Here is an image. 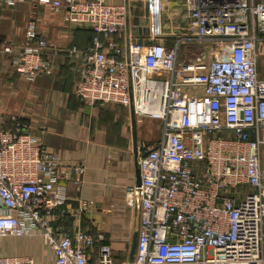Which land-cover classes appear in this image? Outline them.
<instances>
[{
  "label": "built area",
  "instance_id": "2783aa9c",
  "mask_svg": "<svg viewBox=\"0 0 264 264\" xmlns=\"http://www.w3.org/2000/svg\"><path fill=\"white\" fill-rule=\"evenodd\" d=\"M137 1L0 0V11L29 2L65 28H90L92 45L71 46L64 56L74 97L161 123L160 138L137 156L138 182L123 188L124 204L139 217L133 258L120 264H264V78L257 68L264 0H179L187 25H177L172 46L156 37L162 0H142L139 15ZM135 20L146 36L135 34ZM182 41L205 48L180 58ZM48 47L30 19L23 39L4 41L1 52L32 83L53 71ZM66 172L80 183L86 167L48 151L19 122L0 127V237L37 235L54 264H115L111 246L79 226L91 201L68 206ZM66 214L75 218L72 231L55 226ZM0 264L34 263L1 254Z\"/></svg>",
  "mask_w": 264,
  "mask_h": 264
},
{
  "label": "crops",
  "instance_id": "0c3cea01",
  "mask_svg": "<svg viewBox=\"0 0 264 264\" xmlns=\"http://www.w3.org/2000/svg\"><path fill=\"white\" fill-rule=\"evenodd\" d=\"M162 4L161 30L156 37L172 46L181 32L177 25H187L184 9L179 0H162ZM135 5L136 14H142L143 1L138 0ZM0 12V127L14 129L19 122L51 153L66 161L85 164L86 172L80 183L73 173L66 172L60 179L66 186L67 204L76 208L80 200L91 201L78 215L79 226L87 233L99 235L98 242L109 244L119 262L129 258L139 210L124 204L123 188L138 179L137 156L146 145L160 138L161 123L154 119L136 122L116 103L90 106L74 97L72 62L64 56L71 46L81 50L91 46L96 35L93 31L65 28L47 19L41 6L29 2L2 6ZM30 19L37 21L39 32L48 40L47 52L53 55L52 73L40 74L32 83L18 74L8 55L1 52L4 41L17 44L23 39L25 23ZM142 22L147 25V19ZM134 23L140 24L135 34H148V29L141 28L142 23L136 20ZM203 48L205 45L200 43L182 41L177 52L180 58H189ZM257 51L258 74L264 78V40L257 43ZM144 122L147 129L142 127ZM74 219L66 214L55 226L72 231ZM96 246L97 243L92 254L94 263ZM1 254L28 255L34 264H54L55 260L53 251L37 235L0 237Z\"/></svg>",
  "mask_w": 264,
  "mask_h": 264
},
{
  "label": "water",
  "instance_id": "95a60500",
  "mask_svg": "<svg viewBox=\"0 0 264 264\" xmlns=\"http://www.w3.org/2000/svg\"><path fill=\"white\" fill-rule=\"evenodd\" d=\"M138 182V179H137ZM136 233H137V226L135 227L132 238H131V244L129 249V260L131 261L133 258L134 250H135V243H136Z\"/></svg>",
  "mask_w": 264,
  "mask_h": 264
},
{
  "label": "rangeland",
  "instance_id": "374dc122",
  "mask_svg": "<svg viewBox=\"0 0 264 264\" xmlns=\"http://www.w3.org/2000/svg\"><path fill=\"white\" fill-rule=\"evenodd\" d=\"M125 113H127V111L125 110ZM126 123H127V127H128V129H129V119H128V117H126ZM144 125L142 126L143 127V129H147V128H145V126H146V123L144 122L143 123ZM148 130H151V128L150 127H148ZM115 264H120V262H119V259H116V261H115Z\"/></svg>",
  "mask_w": 264,
  "mask_h": 264
},
{
  "label": "trees",
  "instance_id": "16d2710c",
  "mask_svg": "<svg viewBox=\"0 0 264 264\" xmlns=\"http://www.w3.org/2000/svg\"><path fill=\"white\" fill-rule=\"evenodd\" d=\"M87 29H89L90 31H92L90 28H87ZM95 33V32H94ZM96 34V33H95Z\"/></svg>",
  "mask_w": 264,
  "mask_h": 264
}]
</instances>
